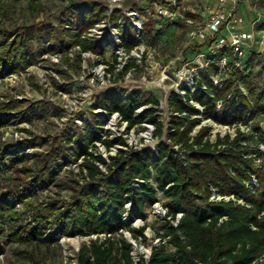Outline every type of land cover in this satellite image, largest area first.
Returning <instances> with one entry per match:
<instances>
[{"label":"trees","instance_id":"1","mask_svg":"<svg viewBox=\"0 0 264 264\" xmlns=\"http://www.w3.org/2000/svg\"><path fill=\"white\" fill-rule=\"evenodd\" d=\"M57 1L64 0H8L1 9L13 12L24 3L35 17L46 3ZM105 20L113 25L120 21L116 29L124 40L129 20L120 10L109 14L98 3L67 1L59 23L46 27L52 44L46 53L77 48L78 61L83 53L102 56L108 44L100 45L88 34ZM35 32L30 26L13 31L0 28V74L19 73L31 65ZM225 55L228 69L220 71L217 62ZM206 59V67L197 71L191 85L169 92L166 125L158 114V100H143L138 91L106 92L96 104L105 118L97 117L92 130L80 137L72 161L60 158L58 152L35 157L32 164L24 155L3 157L5 151H23L27 143L0 149V162L9 161L11 171L7 189L0 192V254L10 245L48 246L44 239L55 225L54 240L59 236L96 237L81 246L77 264H134L131 245L123 233L143 241L145 228L133 229L127 219H145L160 193L169 213L173 217L181 213L182 217L177 226L167 225L157 234L159 244L149 259L141 257L140 264H264V151L260 148L264 131L259 126L264 120V67L257 69L258 57L251 55L236 68L237 59L227 49L210 53ZM113 61L107 64L110 76L126 75L136 67L130 60L115 73V55ZM216 77L220 87L213 82ZM3 104V111L16 105L11 101ZM30 108L32 115L38 109L43 111L39 103ZM139 109L142 111L137 112ZM114 114L120 123H126V133L151 124L157 143L133 148L120 136L110 138L102 129ZM16 118L23 120V114ZM202 121L236 129L233 135L216 133L212 140L211 126L202 125ZM239 125L255 133L258 143L247 141ZM98 143L107 152L114 147L115 155L102 156L97 152ZM78 160L84 183L63 186L70 191L68 198L40 203L35 189L46 181L57 184L58 172ZM14 174L15 180L20 174L27 179L12 184ZM19 203L24 221L16 208ZM168 246L174 252H169ZM28 262L46 264L31 257Z\"/></svg>","mask_w":264,"mask_h":264},{"label":"rangeland","instance_id":"2","mask_svg":"<svg viewBox=\"0 0 264 264\" xmlns=\"http://www.w3.org/2000/svg\"><path fill=\"white\" fill-rule=\"evenodd\" d=\"M67 1L73 3L94 2L105 6L108 13L120 10L129 20L128 32L122 40L116 29V25L103 21L88 34L89 38L95 39L100 45L108 44V49L102 56L92 53H83L81 61L77 60L78 49H71L62 53H46L52 47L47 35V26H56L59 23V13ZM4 2V3H3ZM8 0H0V28L15 30L24 27H32L35 32L34 41L30 51L31 65L24 71L13 74H0V149H10L15 145L24 143L23 151L4 152L3 157L14 158L25 156L32 164L35 157H41L48 152H58L60 158L73 160V153L77 150V142L80 137L88 134L97 117L105 118L104 112L96 109L100 97L106 92L113 95L124 91L128 94L138 91L143 100L156 99L159 102L158 114L164 124L168 122V94L171 90H179L183 85H191L197 71L206 67V58L210 52L202 46L189 33L186 19L195 14L193 23L200 24L202 19L199 14L204 13V0H189L183 4L173 21H167L158 13L161 8V0H64L49 2L44 5L43 11L37 16L30 15L24 3L17 5L14 11H3L2 5ZM6 10L7 8L4 7ZM191 12V13H190ZM259 14L250 13L251 20L263 19L264 11L258 10ZM206 16V13L204 14ZM124 28V26H120ZM247 29V28H246ZM39 43V44H37ZM131 46V49H129ZM141 52L143 54L141 55ZM117 55V61H126L133 58L135 69L128 76H106L107 64L113 63V56ZM141 55V62L137 56ZM128 63L130 59H128ZM121 65V64H120ZM102 69H101V67ZM256 68H263V61L258 59ZM215 79H218L217 77ZM15 102L14 108L3 111V103ZM25 102L24 105L20 103ZM39 103L43 111L38 109L34 115L31 105ZM142 111V109L140 110ZM137 111V112H140ZM23 114V120L16 118ZM202 125L212 128L211 139L216 133L224 135L234 134L235 127L219 126L211 121H202ZM264 131V120L259 122ZM244 129L249 142L258 143V138L245 125H239ZM250 128L252 125L249 126ZM126 125L120 123L117 115L108 118L103 131L110 134V138L121 137L128 147L139 148L151 146L157 143L153 137V126L149 123L135 127L128 133ZM105 137L103 136L102 139ZM97 152L104 157L111 155L99 143ZM114 148V147H112ZM260 148L264 150V145ZM21 153V154H20ZM15 155V156H14ZM71 163L57 174V184L49 181L42 183L35 189L40 203L46 204L55 199L68 198L70 191L63 186L81 185L84 183L78 165ZM10 162L5 160L4 165L0 162V192L7 189L10 182L8 166ZM21 168V167H19ZM13 175L12 184L25 181L27 178L20 174L15 180ZM153 181V177L151 178ZM9 188V187H8ZM158 202L162 205L167 201L160 193H157ZM28 198L24 199L26 202ZM19 210L21 221L22 203L16 207ZM26 220V219H25ZM127 224L133 229L145 228V240H134L127 231L123 237L131 245V255L134 264H140L141 257L149 259L152 249L159 244L157 234H161L167 227V223L146 211L145 219H127ZM56 231L52 225L44 240L48 246L41 249L10 245L4 254H0V264H31L28 257L46 264H77V255L84 243H88L93 237H66L59 236L53 239ZM103 238V237H102ZM169 252H174L171 246Z\"/></svg>","mask_w":264,"mask_h":264},{"label":"built area","instance_id":"3","mask_svg":"<svg viewBox=\"0 0 264 264\" xmlns=\"http://www.w3.org/2000/svg\"><path fill=\"white\" fill-rule=\"evenodd\" d=\"M112 1L117 2L120 0ZM188 2L189 0H161V8H158L157 11L167 21H173L179 8ZM204 3L205 12L198 15L202 19L200 24L193 23L196 18L195 14L189 16V19L185 21L190 30L189 34L197 42L202 43V46L207 47V52L214 53L222 49L232 52L237 59L236 68H240L241 64L251 55L257 56L259 60L261 59L264 67V20H251L249 15L250 13L258 15L259 9L264 11V0H204ZM205 13L206 16H204ZM142 54L143 52H141ZM141 55L137 56L138 62H141ZM115 56L117 57V55ZM128 59L133 60V58L128 57L126 61L121 63L117 61L115 73L120 72L123 66L128 63ZM227 59L225 55L217 62L220 71L228 69ZM131 70L125 76L130 75ZM106 76L109 77L110 75L106 74ZM192 80L193 78H191ZM213 82L215 85L221 86L219 79L214 78ZM124 124L126 125V123ZM240 130L244 132L243 128H240ZM109 150L111 156L115 155V148ZM150 213L154 217L163 220L168 226H177L182 217L181 213L173 217L168 208L160 202H156L150 207ZM91 237L96 238L95 236ZM157 240L159 242L158 238Z\"/></svg>","mask_w":264,"mask_h":264}]
</instances>
